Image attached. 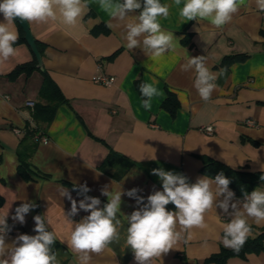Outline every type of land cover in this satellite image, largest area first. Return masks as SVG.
I'll return each mask as SVG.
<instances>
[{"label": "crops", "instance_id": "0c3cea01", "mask_svg": "<svg viewBox=\"0 0 264 264\" xmlns=\"http://www.w3.org/2000/svg\"><path fill=\"white\" fill-rule=\"evenodd\" d=\"M86 3L87 11L75 26L59 19L27 22L35 42L42 46L43 69L66 100L58 105L49 123L33 119L43 82L41 73L34 70L28 76H10L18 66L35 59L25 40L14 45V57L0 63V214L8 211L6 243L20 234L36 235L34 216L47 215L51 222L48 230L58 237L52 248L60 264H79L66 243L72 224L65 218L71 201L61 196L64 188L79 205L84 197L73 187L86 184L91 189L87 195L99 198L103 208L108 202L101 194L105 186L124 192L136 188L145 203L149 195L162 191V181L152 174L153 169L183 174L189 183H195L206 176L201 173V158L235 171L264 174V12L255 0H246L232 21L219 29L207 21L182 20L179 8L173 5L169 17L160 18V24L164 31L173 32L179 45L160 57L126 46L124 23L131 22L142 9L130 12L122 23L109 17L98 0ZM161 3L172 4V0ZM0 22H5L2 14ZM14 24L19 33L18 23ZM186 53L189 57L204 56L207 67L218 76V87L208 102L193 86L194 71L183 70ZM227 56L247 57L221 66ZM100 75L113 77L114 84L105 87L94 83ZM138 80L154 84L160 93L152 98L151 110L142 105ZM168 93L179 104L174 116L162 107ZM208 126L213 129L211 135L203 130ZM35 128L44 138L29 158L25 179L18 171L17 151L25 139L31 144ZM110 152L117 156L110 157ZM257 188L264 191V180L258 181ZM121 199L123 215L142 207L127 195ZM25 202L35 207L20 224L12 217ZM167 209L175 211V206ZM87 215L90 212L79 210L69 219L79 222ZM118 218L120 238L103 252L92 254L90 264H137L125 242L127 223L119 213ZM231 218L218 207L209 210L207 228L186 233L153 264H211L205 259L225 247L222 224ZM250 225L248 237L264 231V222L257 225L250 221ZM226 264H264V252L244 259L229 258Z\"/></svg>", "mask_w": 264, "mask_h": 264}, {"label": "clouds", "instance_id": "9594fccd", "mask_svg": "<svg viewBox=\"0 0 264 264\" xmlns=\"http://www.w3.org/2000/svg\"><path fill=\"white\" fill-rule=\"evenodd\" d=\"M98 3L109 17L122 23L128 20L130 12L142 9L131 22L124 23L126 46L129 50L142 48L148 55L160 57L165 52L175 51L179 45L173 32L164 31L160 24V18L169 17L173 5L179 8L182 20L207 21L219 29L232 21L246 0H172V4H162L161 0H143V3L141 0H98ZM255 3L259 11L264 12V0H255ZM87 8L86 0H0V14L5 21L0 22V63L16 55L14 45L19 39L14 24L16 18L28 23L59 19L65 25L75 26ZM186 59L183 70L194 71L193 86L201 99L208 102L218 87L217 74L207 67L204 56L189 57L186 53ZM139 87L145 97L143 107L151 110L152 98L160 94L158 89L149 83H142ZM152 174L162 181L163 190L149 195L146 203L144 197L137 195L136 188L124 192L122 188L113 191L105 186L101 194L108 197V202L100 208V199L88 196L91 189L84 184L73 187L84 197L77 205L64 188L61 196L71 201V210L65 218L72 224L66 243L77 255L79 264H90L92 254L103 252L120 238L118 213L127 223L125 242L134 253L137 264H153L155 259L175 248L186 233L207 228L206 213L213 208L218 207L232 217L222 224V242L234 251H239L250 235V221L257 225L264 222V191L257 188L245 193L243 200L235 199V193L229 188L231 181L223 172L214 178H198L195 183H189L183 174L162 168L153 169ZM261 179L264 180V176ZM122 195L134 198L142 207L130 215L121 214ZM169 204L175 206V211L167 209ZM34 207L32 203H22L12 219L24 224L26 214ZM79 210L90 212V215L79 222L69 219ZM7 216L8 211L0 214V264H60L58 254L52 248L58 237L54 231L48 230L51 222L47 215L34 216L36 235L20 234L10 244L6 243L10 231Z\"/></svg>", "mask_w": 264, "mask_h": 264}, {"label": "trees", "instance_id": "16d2710c", "mask_svg": "<svg viewBox=\"0 0 264 264\" xmlns=\"http://www.w3.org/2000/svg\"><path fill=\"white\" fill-rule=\"evenodd\" d=\"M19 33L20 37L17 43L24 42L23 32L21 29L19 30ZM35 43L39 53L42 56V46H40L37 42ZM115 55H113V57ZM246 57L247 56H227L223 58L221 66H228L236 61H243ZM34 70H38L41 73L43 82L38 92L39 101L35 103L33 107V119H35L37 122L49 123L52 120L54 112L57 109L58 105L61 103H65L66 100L61 95L55 83L48 76L47 72L44 69H37L36 61L35 59H33V61L30 63L18 66L10 76L11 78H15L20 74H25L26 76H28ZM141 84L142 83L139 80L136 82V88L139 93V86ZM143 99H145V97H143ZM162 107L166 109L171 114V116H174L176 110L179 108V104L174 95L168 93V96L163 102ZM36 130L38 129L35 128L31 131V136H36L35 138L33 137L34 139H31V144H28V141L26 142L25 139V141L23 140L21 142V147L17 151L19 160L18 171L21 175H23V177H25V179L27 169L30 167L29 158L31 157L35 146L39 142H42L44 138L42 132H37ZM109 156L116 157L117 155L114 152H110ZM201 160L203 162L201 173L210 178H214L217 174L223 172L224 175L231 181L229 187L233 190L235 196L240 199L244 198L245 193H250L251 191H253L257 186L258 181L261 180V176H264V174H249L235 171L223 164L208 160L206 158H201ZM107 162L108 158L105 161V165ZM167 207L171 209L172 204L167 205ZM260 252H264V231H261V233L259 235H256L255 237H248L245 244L240 248L239 251H234L231 248L221 247L218 253L209 256L207 259H205V262L211 264H226V261L229 258L238 257L244 259L248 254H258Z\"/></svg>", "mask_w": 264, "mask_h": 264}, {"label": "water", "instance_id": "95a60500", "mask_svg": "<svg viewBox=\"0 0 264 264\" xmlns=\"http://www.w3.org/2000/svg\"><path fill=\"white\" fill-rule=\"evenodd\" d=\"M15 21L18 23L20 29L24 34V40L28 47L30 48L31 53L33 54L35 61H36V68L39 70L43 69V61L41 54L38 51V48L35 43V39L31 33L29 25L27 21H22L20 18H16Z\"/></svg>", "mask_w": 264, "mask_h": 264}, {"label": "built area", "instance_id": "2783aa9c", "mask_svg": "<svg viewBox=\"0 0 264 264\" xmlns=\"http://www.w3.org/2000/svg\"><path fill=\"white\" fill-rule=\"evenodd\" d=\"M94 83L98 84V85H102V86H105V87H109L111 86L112 84H114L115 82V79L113 77H109V76H104V75H100V76H96L94 79H93ZM28 105L32 106L33 104L32 103H28ZM204 132L207 133V134H212V127L211 126H208V127H205L203 128ZM15 133L19 134V131L18 130H15L14 131Z\"/></svg>", "mask_w": 264, "mask_h": 264}]
</instances>
